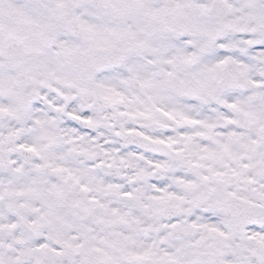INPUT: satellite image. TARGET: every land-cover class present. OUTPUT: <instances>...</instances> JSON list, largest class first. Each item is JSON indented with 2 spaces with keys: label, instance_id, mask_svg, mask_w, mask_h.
Segmentation results:
<instances>
[{
  "label": "snow or ice",
  "instance_id": "obj_1",
  "mask_svg": "<svg viewBox=\"0 0 264 264\" xmlns=\"http://www.w3.org/2000/svg\"><path fill=\"white\" fill-rule=\"evenodd\" d=\"M0 264H264V0H0Z\"/></svg>",
  "mask_w": 264,
  "mask_h": 264
}]
</instances>
